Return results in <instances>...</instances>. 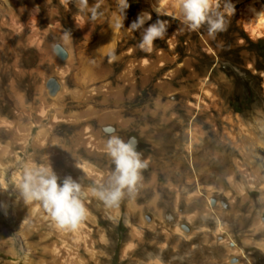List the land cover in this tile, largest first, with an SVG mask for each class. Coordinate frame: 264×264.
Listing matches in <instances>:
<instances>
[{
	"label": "rangeland",
	"instance_id": "rangeland-1",
	"mask_svg": "<svg viewBox=\"0 0 264 264\" xmlns=\"http://www.w3.org/2000/svg\"><path fill=\"white\" fill-rule=\"evenodd\" d=\"M246 1L220 0L227 29L213 39L207 26L191 31L183 23L177 0H128L124 26L119 27L123 33L114 48L100 56L92 47L100 32L120 16L117 0H89L83 10L74 0L72 10L83 20H76L63 5L52 16L40 17V0H0V199L6 204L0 210V264L51 262L57 249L74 247L71 232L61 236L45 209L30 212L38 201H26L20 183L31 158L32 166L52 163L65 168V174L54 172L60 182L81 176L91 190L98 187L97 181L107 187L115 165L105 149L88 150L80 142L86 125L106 140L111 135L125 141L135 138L136 150L149 165L141 171L135 191L124 190L118 207H106L82 190L89 211L84 223L92 243L91 248L82 241L76 246L81 264H264L263 179L245 162L249 174L235 167L239 187L256 188L244 200L241 189L227 179L201 178L200 184L185 179L199 170L215 171L217 161L207 140L246 137L237 124L224 129L225 112L243 117L250 130L246 115L254 108L264 110V33L255 35L241 22ZM96 3L101 6L93 19ZM228 4L235 8L231 16ZM139 10L151 14L145 28L157 19L169 22L167 34L154 42L151 53L139 47L142 30L127 33ZM66 32L70 40L64 39ZM160 47L166 55L163 61L146 77L136 66L133 87L120 77L131 58H156ZM113 53L116 59L109 62ZM82 67L109 72L82 84L76 77ZM103 81L122 85L120 98L103 90L83 94ZM221 100L227 110H218ZM88 107L93 108L91 114L57 119L45 142L34 143L38 130L56 111L67 117L84 114ZM113 109L124 121L101 119L103 111ZM18 128L25 137L17 136ZM54 139L102 171V179L74 170L59 156L48 160L46 150ZM189 141L192 150L186 147ZM197 185L199 194L190 195ZM14 210L25 220L22 225ZM40 213L47 214L41 224Z\"/></svg>",
	"mask_w": 264,
	"mask_h": 264
},
{
	"label": "bare ground",
	"instance_id": "bare-ground-1",
	"mask_svg": "<svg viewBox=\"0 0 264 264\" xmlns=\"http://www.w3.org/2000/svg\"><path fill=\"white\" fill-rule=\"evenodd\" d=\"M32 1V0H31ZM74 0H69L67 5L63 4L61 0H40V6H43L44 9H40V17L52 16L53 12H58V8L63 5L66 11L72 13L76 20H83V16L79 13H76L72 10ZM264 0H248L244 4V6L240 9V20L244 24V26L248 29L249 32L253 34H261L264 33ZM144 10H139L137 13L131 18L129 26L133 21L137 19L139 15L144 13ZM120 16L117 14L111 22L100 32L98 38L96 39L93 50L95 54L102 56L105 52L114 48L117 43L118 38L123 33L122 30L116 27L117 19ZM128 26V27H129ZM128 34H131L132 31L128 28ZM174 38H171L170 46H173ZM158 56L156 58H149L146 56H142L139 58H131L120 73V77L123 78L125 82H128L133 87L134 85V68L136 66L140 67L144 76L151 70L152 67L158 66L166 56L164 50L162 48L158 49ZM147 61V63H145ZM109 71L106 70H95L94 68L82 67L80 72L76 75L78 81L82 84H86L89 81L104 77ZM146 77V76H145ZM144 77V78H145ZM121 87L122 85L112 86L108 81H103L98 86H92L89 89L83 91L85 96H89L93 91L103 90L105 94H113L117 98L121 96ZM207 91L211 90L210 86L206 87ZM213 89L210 91L211 96ZM213 99H215L213 95ZM216 101V100H215ZM215 104V103H214ZM218 110H227V107L224 104V101L221 100V104L217 105ZM93 112L92 107H88V109L83 113H76L74 115L62 116V114L58 111L55 112L54 117L50 120V122L38 130L37 134L34 137V143L37 145H41L45 142V137L48 130L51 128L53 123L59 118H69L75 120L82 115H89ZM221 113V112H220ZM248 113V112H247ZM102 120L105 119H113L117 118L119 120L124 121L120 116L117 110H105L100 114ZM222 120L225 121L226 124H223L224 129L227 128V125H235L237 124L240 129L245 130L246 137L242 138L240 141H236L235 138L232 141L228 142L221 138V140H207L206 145L211 148V152L213 156H215L217 165L215 167V171L212 173H204L200 170L197 171L193 177L190 175H186L185 179L187 182L196 181L197 184H200L201 178H210L214 181H224L227 179L230 181L236 188L241 189L242 199L244 200L250 195H254L256 188L253 186L251 189H243L239 187V182L237 181V170L243 174H249L247 165L250 168V171L253 172L255 177H260L264 182V141L259 138L262 136L264 138V110L261 108H254L249 111V114L246 115L247 123H249L250 128L245 124V119L240 115H234L231 112H225L222 116ZM213 133L218 132V126L216 122L213 123ZM106 128L108 130L112 129V125H107ZM199 131V129H198ZM16 134L19 138L25 137V131L22 128H18L16 130ZM106 139L101 137L98 132L94 131L91 126L86 125L83 127V137L80 142L84 143L88 150L93 149V147L98 149H105ZM187 149L193 148L192 142L189 141L186 145ZM57 156L61 157L66 164L72 166V168L78 172H82L87 176L94 177L98 180L102 179L103 173L99 169L95 168L89 162H87L83 157L78 154H72L68 147L64 145H60L56 139H54L51 144L48 146L46 150V157L48 160L52 161ZM32 159L29 158L27 160L26 167L32 166ZM233 165V166H232ZM45 167H50L53 172L58 174H65V168L61 166L54 165L52 163H48ZM229 172V174H228ZM226 173L228 176L226 177ZM182 174V172L180 173ZM183 175H181L182 177ZM76 181L81 185V190L85 193H90L91 189L85 186L84 181L81 176L76 177ZM210 188V187H208ZM261 191L264 192V184L261 186ZM200 187L197 185L195 191L191 192V194H199ZM210 191H208L209 193ZM5 202L3 199H0V210L3 211L5 209ZM86 206V205H85ZM40 209H44L43 204L41 202H37L36 205L30 207V212L34 213ZM87 208V207H86ZM15 211V210H14ZM16 213V214H15ZM15 216L17 220H19V225H22L25 220H20L17 211H15ZM47 214L40 213L38 214V223L41 224L43 222L44 216ZM56 225V224H55ZM71 232V240L74 243V247L64 246L63 248H59L54 252V258L51 262L39 263V264H81V257L77 253L76 246L82 241L85 247L91 248L92 237L89 233V230L86 227V224L83 222L82 225L76 230H60L59 234L63 237H66L67 233ZM12 249V248H11ZM15 253V250H13Z\"/></svg>",
	"mask_w": 264,
	"mask_h": 264
},
{
	"label": "clouds",
	"instance_id": "clouds-1",
	"mask_svg": "<svg viewBox=\"0 0 264 264\" xmlns=\"http://www.w3.org/2000/svg\"><path fill=\"white\" fill-rule=\"evenodd\" d=\"M65 5L69 0H61ZM179 10L183 16V23L191 31H198L207 26L208 35L215 38L220 32L226 31L227 21L224 14L219 11L220 0H177ZM81 10L89 7V0H79ZM100 3L92 8V18L96 19L97 9ZM120 17L117 19L116 27H123L126 18V10L130 7L128 0H117ZM228 15H233L235 8L233 4L226 5ZM151 20V14L144 12L137 17L128 27L130 31L142 30V39L139 47L146 53H151L154 42L164 39L167 34L169 22L157 19L154 23L144 27L146 21ZM71 34L65 33L64 39L70 40ZM116 59L115 54L110 55L109 62ZM147 63V61H145ZM135 138L128 141L119 136L111 135L105 143V151L112 158L115 165L111 173L110 183L107 187L100 184L91 190V195L103 201L106 207H118L124 197V190L133 192L138 181L141 179V171L149 165L147 158L137 150ZM20 187L26 201H39L48 212L56 226L61 230L76 231L88 218L89 211L81 199V185L71 176H67L62 182L50 167L30 166L24 169L21 177Z\"/></svg>",
	"mask_w": 264,
	"mask_h": 264
},
{
	"label": "crops",
	"instance_id": "crops-1",
	"mask_svg": "<svg viewBox=\"0 0 264 264\" xmlns=\"http://www.w3.org/2000/svg\"><path fill=\"white\" fill-rule=\"evenodd\" d=\"M161 48V47H160ZM117 86V85H116Z\"/></svg>",
	"mask_w": 264,
	"mask_h": 264
}]
</instances>
